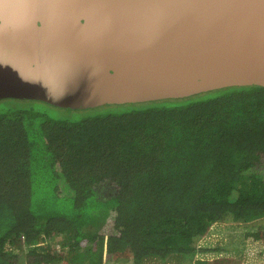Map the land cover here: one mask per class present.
Here are the masks:
<instances>
[{"label": "trees", "instance_id": "obj_1", "mask_svg": "<svg viewBox=\"0 0 264 264\" xmlns=\"http://www.w3.org/2000/svg\"><path fill=\"white\" fill-rule=\"evenodd\" d=\"M152 257L264 264V87L82 111L1 101L0 264Z\"/></svg>", "mask_w": 264, "mask_h": 264}, {"label": "water", "instance_id": "obj_2", "mask_svg": "<svg viewBox=\"0 0 264 264\" xmlns=\"http://www.w3.org/2000/svg\"><path fill=\"white\" fill-rule=\"evenodd\" d=\"M264 87V0H0V102L64 110Z\"/></svg>", "mask_w": 264, "mask_h": 264}, {"label": "rangeland", "instance_id": "obj_3", "mask_svg": "<svg viewBox=\"0 0 264 264\" xmlns=\"http://www.w3.org/2000/svg\"><path fill=\"white\" fill-rule=\"evenodd\" d=\"M98 190V195L100 198H109L112 196L113 191L110 187H99L97 188ZM57 249L60 248L59 246L56 247ZM203 259L207 260H214L217 258V255L215 254H205L201 255ZM201 259V257H199ZM202 260V259H201ZM144 264H178V262L175 260V258H169L168 260H165L164 262L158 258H149L148 260L145 261Z\"/></svg>", "mask_w": 264, "mask_h": 264}, {"label": "crops", "instance_id": "obj_4", "mask_svg": "<svg viewBox=\"0 0 264 264\" xmlns=\"http://www.w3.org/2000/svg\"><path fill=\"white\" fill-rule=\"evenodd\" d=\"M199 257H201V259H203L202 256H198L197 259H199ZM179 262H180V260H179Z\"/></svg>", "mask_w": 264, "mask_h": 264}]
</instances>
